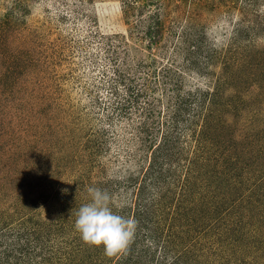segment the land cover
<instances>
[{"label": "rangeland", "instance_id": "obj_1", "mask_svg": "<svg viewBox=\"0 0 264 264\" xmlns=\"http://www.w3.org/2000/svg\"><path fill=\"white\" fill-rule=\"evenodd\" d=\"M234 1H31L26 24L7 33L14 38L10 40L12 47L6 44L0 47V78L7 81L5 85L11 82L6 91L12 96L10 108L0 100V226H8V230H4L15 235L31 229L37 237L35 240L33 234V241L44 248L35 250L37 257L21 264H32L33 259L34 264H117L125 253L107 256L102 245L86 244L80 235L72 245L79 242L87 254L67 260L62 259L60 250L58 258L45 259L56 253V246L63 243H59L62 239L59 222L65 220L63 216L76 212L91 198L88 190L70 193L78 172L73 170L77 161L74 152L77 149L83 155L84 145L95 138L93 131L99 126L96 119L100 118L101 111L93 99L105 87L102 85L105 84L102 77L105 63L101 60L92 63V58L105 56L103 46L108 41L117 44L120 58H129L133 70L126 68V77L134 81L143 94L137 104L131 105L127 117L116 119L114 116L111 120H115L113 130L116 135H123V141L136 133L133 128L144 112L147 105L144 103L151 101L153 105L147 106V110L160 112L156 115V129L158 122L160 127V121H164L170 134L177 123V144L181 157L187 156L181 164H186L200 151L196 140L205 118L203 113L200 117L197 115L199 109L204 110L207 105L203 103L208 97L205 93L209 90L211 94L217 89L215 115L208 121L209 129L200 147L206 143L209 151L219 161H225L227 167L216 170L213 164L208 166L207 161L208 167H200L204 172L202 181L197 178L200 173L197 167L198 172L191 181L200 184L201 188L197 189L200 196L198 201L187 199L184 206L189 208L192 203L202 223L219 229L221 223L224 225V217L227 223L229 220L226 227L230 229V247H224L228 253L221 263L244 264L247 260L248 264H264V38L253 34L249 40L244 37V29L254 24V19L235 24L243 17ZM237 2L240 4V0ZM3 4H8V0ZM156 23L161 24L158 29H154ZM183 27L184 38L179 42ZM17 50L31 56V62L22 56L24 61L19 59L13 63L11 59ZM136 64L139 67L135 68ZM164 69L170 70L168 76L178 81L180 87V91L175 88L179 100L175 106L174 92L171 100L166 101L171 93L168 87L174 85L166 86L168 80L163 84ZM146 72L147 80L143 83ZM107 91L103 90L104 96ZM257 111L262 115H257ZM24 124L28 127L23 128ZM202 129L205 130L203 126ZM155 135L151 143L162 145V124ZM51 143L54 147L50 152L45 146ZM108 144L118 145L112 137ZM140 154L135 157L138 161ZM108 156L111 158L110 152ZM150 156L149 153V161ZM228 156L231 160L226 159ZM172 161L175 165L174 158ZM96 174L100 178L102 170H96ZM252 183L250 194L256 193L244 195L248 184ZM126 194L128 202L130 198L132 201L138 198L141 192L131 187ZM225 200L233 201L232 210L226 213ZM119 204H124V198ZM241 212L245 214L242 223L233 224ZM130 215L127 213L128 218ZM169 223L167 217L161 226L165 228ZM68 229V233L75 236L73 228ZM206 229L208 233L195 235L198 236L195 243L200 248L204 239L212 235L209 228ZM41 238L44 243L38 241ZM211 253L206 250L198 261L187 263L190 258H186L185 263L214 264L217 260Z\"/></svg>", "mask_w": 264, "mask_h": 264}, {"label": "trees", "instance_id": "obj_2", "mask_svg": "<svg viewBox=\"0 0 264 264\" xmlns=\"http://www.w3.org/2000/svg\"><path fill=\"white\" fill-rule=\"evenodd\" d=\"M31 1L33 2L34 0H8V4H3L6 0H0V47H5V44L7 47H12L10 40L14 38L7 33H12L13 30L17 31L20 25L23 23L26 24L25 19L31 12ZM237 1L238 0H235L234 2L239 5L240 15L243 19L238 18L235 24L254 19V24L246 26L244 29V37L249 40L248 37L253 34L256 37L264 38V0H240V4ZM63 2H65V0H63ZM81 10L83 11L84 9L81 8ZM73 11V13H76L75 9ZM62 18H64V16H62ZM160 26L161 24L156 23L154 29H158ZM184 29L183 27L179 32V35L183 34L179 42L184 38ZM40 31L46 32L44 29ZM154 33L155 30L152 31L153 35ZM202 41L203 40H201V42ZM105 46H103V52L106 53L105 56L101 55L100 58H98V55L95 56L92 58V63H95L96 60H101L105 63L103 72H106V75L101 73L102 77L105 78V84L102 85H105L103 90L108 91L105 96L103 95V90L99 91L100 94L93 99L94 104H96V107L101 111L100 118H97L98 120L96 119V123L99 126L94 128L93 132L95 133V138L93 140H88L91 144L88 146V143H90L88 142L83 147L87 152L84 153V149L83 155L81 152H78L77 149V151L75 150L74 152V159H77V161H75L76 166L73 165V170L78 172L73 178V188L70 193L74 195L76 192L88 190L89 187H96L106 191L112 197L114 204H119L120 200L124 198L123 207H114L113 210L126 218H128L127 213L130 215L131 211L130 218L137 222V227L132 242L125 250V253L123 252L124 254H121L122 259H120L117 264H186V258H190L187 263H190V260L198 261L197 258L199 255L204 254L206 250L212 252L211 254L215 257L214 259L217 260L214 264H225L221 263V261L228 253H225L224 247L226 249L230 247V229L226 227L227 224L229 225V220L227 223L224 217V225L221 223V229H219L211 226L213 224L202 223V217L200 218L198 212L195 211L196 207L192 203L189 208L184 206L187 199H192L191 201H193L196 198V201H198L197 198L200 196L197 192V189L201 188L200 184H197L196 181H191L196 172H198L197 167L200 169V173L198 172L199 176H197L199 181L203 180L202 177L204 175L200 167L206 168L211 164H213L216 170L227 167L225 161H219L213 152L209 151V147H206V143L200 147V143L202 140H205L204 137H206V132H208L209 129L208 121L215 115L216 105L218 104V96L216 95L218 93L217 89L215 88V91L211 94L209 90L206 91L205 94L208 97H205V100L203 99V103L207 105L204 107V110L199 109L197 115V117H200V113H203L205 118L204 123L200 125L201 129L198 132L196 140L200 151L195 152L193 158H189L186 164H181V160H186L187 156L181 157V148L177 144L179 141V136L175 135V129H179L177 123L172 127L169 134L166 123L160 121V127L162 124V134H164L163 143L162 145L159 144V146H155L154 143H151V141L155 140V132H159L160 129L159 122L158 128H155L157 125L156 115H159L160 112H157V110H154V112L153 110L152 112L147 110V106L153 105L151 101H149L150 104L144 103L147 105L143 114L139 116L138 125L136 128H133L134 130L136 129V133L133 134L132 137L125 138L123 141L121 138L123 135L115 134L113 130L115 120L112 122V118L114 116L116 119L127 117L131 105L137 104L139 99L143 98V94L138 86L133 84L134 81L126 77V68L130 69V71L133 70V67L128 63L129 58H120L121 55L117 52V44L115 45L111 41H108ZM214 53L215 50L213 49L212 55ZM22 56L26 55L17 50L11 60L13 63H15V61L17 62L19 59L24 61ZM26 57L27 62L30 63L32 57L30 56V58L28 55ZM100 63H98V65H100ZM138 65L140 66V63ZM138 65L136 64L134 67L137 68L139 67ZM164 71L165 79L163 84L168 80L167 84H165L166 86L169 84L174 85V87H171V85L168 87V91L171 93L166 101H170L171 95H173L172 92L175 93V88L177 91H180V87L177 85L178 81L175 82V79L171 80L172 76H168L170 70L164 69ZM147 75L148 73L146 72L145 76H142L141 82L144 83V81L147 80ZM172 75L175 77V71H173ZM158 80L156 82H158ZM6 82L7 81L3 79L1 81L0 78V100L3 105L9 107V99H11L12 96L7 93L6 89L11 82L5 85ZM101 87L102 86H100L98 90H100ZM177 93L178 92L175 93L174 97V106L179 101L176 99ZM191 95L192 94L189 93V96ZM166 97H168V92L166 93ZM159 101L161 103V100ZM205 101L207 102L205 103ZM197 106L200 107L202 105L197 104ZM258 108V110L261 109L260 107ZM169 110L173 109H168V111ZM257 115H262V112L257 111ZM202 126L205 130L202 129ZM22 127L25 128L28 126L24 124ZM41 135L43 136L44 134H40V136ZM110 137L114 138L118 145L110 146L108 144ZM46 141L47 140H45V142ZM45 147L51 152L54 146L51 143ZM109 152L112 155L111 158L108 156ZM139 153L141 154L139 155L140 160L138 161L135 157ZM149 153L151 155V161L148 160ZM101 156L107 159L103 160ZM222 156L224 157V154L221 155V157ZM173 158L175 160V165L172 163ZM226 159L231 160V156H228ZM202 161L205 162L202 163ZM207 161L209 162L208 166H206ZM133 165H136L137 168H134ZM142 169L143 172L141 174ZM96 170H102L100 178L97 176ZM252 170L253 169L250 171ZM243 178L246 180L245 176H243ZM136 180H138L137 183ZM194 184H196V186ZM131 187L136 188L137 192L140 190L141 195L138 194V198L133 199V201L132 198H130L127 202L128 198L126 197V193ZM253 187V183L248 184L247 190L245 189L246 194L244 195L255 194L256 192L250 194ZM114 197H116V199ZM225 203H228L224 206V211L226 213L228 210H232L233 207H231V205H233V201L225 200L223 204ZM68 207H70V205H68ZM127 209L128 211H126ZM77 212L78 210L76 212L72 211L71 214L63 216L65 220L59 222L62 224V227L59 229L62 237L59 243L63 242L61 244L62 246L58 244L59 246H56L57 250L55 249L56 253H52L45 259L52 261V259L58 258L57 251L60 254V250L62 252V259L66 258L67 260H72V257L74 258L78 254H87L86 249H83V247L78 244L79 242L76 245H72L75 240H78V236H80V234H78L79 232L75 229ZM244 215L243 212L237 215L233 224H241L242 216ZM167 217L170 218V223L166 224L164 228L161 226V223L163 220L165 222ZM238 218H240V222H238ZM70 221L71 223H69ZM220 222L223 221L220 220ZM70 226L73 228V231L76 232L74 233L75 236H71L72 234L70 235L68 233V227ZM8 228V226L7 228H5V226H0V264L24 263L25 260L28 261L31 258L37 257V249H44L42 244L37 246V241H33L34 237H36L33 230H23L24 233L15 235L7 231ZM206 228H209L212 235L210 234L211 236L207 239L204 237V243H202L203 248H200L195 243V239L198 237L195 235L199 232L208 233ZM191 238H193V240H191ZM35 240H37V237ZM38 241L44 243V239L42 240V238ZM31 253L32 256H30ZM245 260L246 259H244V261ZM33 261L34 259L31 261L32 264H34ZM234 262H237L236 258H234ZM244 264H248L247 260Z\"/></svg>", "mask_w": 264, "mask_h": 264}, {"label": "clouds", "instance_id": "obj_3", "mask_svg": "<svg viewBox=\"0 0 264 264\" xmlns=\"http://www.w3.org/2000/svg\"><path fill=\"white\" fill-rule=\"evenodd\" d=\"M88 193L91 199L79 208L75 229L86 244L102 245L107 256L124 252L134 238L137 222L114 211L123 205L114 204L106 191L89 187Z\"/></svg>", "mask_w": 264, "mask_h": 264}]
</instances>
